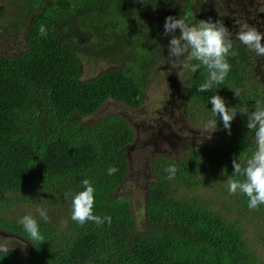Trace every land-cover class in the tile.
<instances>
[{"label":"trees","instance_id":"1","mask_svg":"<svg viewBox=\"0 0 264 264\" xmlns=\"http://www.w3.org/2000/svg\"><path fill=\"white\" fill-rule=\"evenodd\" d=\"M22 1L18 26L3 30L26 24L27 47L16 56L0 55V231L25 239L31 248L25 259L18 260L12 250L0 254V264H264L243 232L255 219L264 231V205L250 210L247 198L230 194L226 183L232 161H243L254 150L246 116L237 114L230 134L217 117L213 137L181 157L153 155L141 226L130 197L117 192L129 171L133 127L119 114L83 121L110 99L141 104L145 78L159 57L168 56V39L161 36L158 19L147 17L151 4L155 16H163L156 7L164 1ZM195 6L203 13L196 17L189 7L182 15L188 23L223 20L238 52L229 57L232 70L219 89L197 91L206 70H183V97L191 104L187 116L195 125L206 126L212 118L209 97L216 92L229 106L245 104L250 111L264 99L261 57L235 39L239 23L255 26L264 19H243L238 13L245 9L237 0L220 5L198 0ZM41 25L47 28L46 36L39 33ZM109 58L127 61L83 77L85 60L99 65ZM172 164L177 172L168 179L165 169ZM208 164L222 173L214 183L221 196L185 195L184 190L202 188ZM110 166L119 171L108 175ZM84 178L96 189L94 214L110 215L111 224L80 225L71 219V197L66 199L65 193L82 190ZM32 202L52 210L48 222L32 213L43 241L29 240L17 223L21 216L12 210ZM59 217L64 220L59 222Z\"/></svg>","mask_w":264,"mask_h":264},{"label":"rangeland","instance_id":"2","mask_svg":"<svg viewBox=\"0 0 264 264\" xmlns=\"http://www.w3.org/2000/svg\"><path fill=\"white\" fill-rule=\"evenodd\" d=\"M163 1L156 7L162 10L163 16H155L156 12L153 9V4H151L150 12L147 15L152 21L158 19L161 36L163 37H166L163 35V25L167 16L179 17L189 7L192 8V12L196 17L203 13V11L196 9L195 2L197 0ZM223 1L213 0L215 5H220ZM23 3L22 0H0V55L16 56L27 47L26 24L14 30H3L6 27L18 26L21 16L19 5H23ZM240 6L246 8L245 5ZM225 7L227 11V6L225 5ZM160 10H158V14L161 12ZM229 12L233 13V11ZM141 20L144 22V19ZM255 26L261 29L264 22H260L258 25L255 24ZM179 34L180 30L177 29L176 35ZM170 38V35L167 36L168 42ZM125 61H127L126 58H109L98 65V63L92 64L85 60L83 77H91V75H96L111 66H121ZM261 63L264 70V57H261ZM183 74V70L171 68V65L168 64L167 55L166 57H159L151 73L145 78L146 87L140 105L135 107L110 99L105 101L94 114L83 119L85 123H92L107 115L119 114L133 127L136 139L128 153L129 171L117 192L119 195L125 194L130 197L132 212L138 226H141L144 220L145 197L148 186L153 179L150 170L153 155L158 153L173 158L181 157L190 148L209 141L213 137V132H207L206 126L195 125V122L187 116L191 104L189 98L183 97L185 91L181 83ZM207 167L209 170L202 173L205 177L202 188L197 191L184 190L185 195L197 198H202L203 195L210 198L221 196L214 183L221 179L222 173L210 164ZM42 207L38 202H32L12 207V210L22 216L25 212L36 213ZM47 210L48 214L52 213L51 209L47 208ZM58 220L60 222L64 218L59 217ZM258 225L259 222L255 219L247 228H243V232L256 245L255 249H257L258 254H261L264 258V231L258 229ZM0 248L14 251L18 255V260L30 256V243L8 232L0 231Z\"/></svg>","mask_w":264,"mask_h":264},{"label":"clouds","instance_id":"3","mask_svg":"<svg viewBox=\"0 0 264 264\" xmlns=\"http://www.w3.org/2000/svg\"><path fill=\"white\" fill-rule=\"evenodd\" d=\"M163 28V35L171 37L167 44V59L172 69L187 70L193 74L202 68L206 70L207 78L197 88L199 92H208L214 87L219 89L218 86L225 83L232 70L229 57L236 56L238 52L233 47L232 32L223 20L213 21L209 18L190 24L182 15L179 17L170 15L165 18ZM177 29L180 30L179 35H176ZM39 33L46 36V26L41 25ZM235 39L254 56L264 57V32L256 26L248 22L239 23ZM209 103L212 105L209 109L212 118L206 124L209 133L217 129V117L229 134L231 122L238 113L247 117L246 127L249 129L248 133L253 134L254 150L243 161L239 157L232 161L233 173L227 178L226 183L230 194H243L247 198L248 208L256 210L264 205V99L257 100L252 111L245 104L229 106L218 92L209 97ZM118 171L119 169L114 166H110L107 170L108 175H114ZM165 171L168 173V179H174L177 168L172 164ZM81 188L82 190L75 193H65L66 199L71 197V219L80 225L89 221L98 226L104 223L111 224L110 215L94 214L96 189L92 182L84 178L81 181ZM38 216L44 222L50 219L47 208H39ZM17 223L27 233L29 240L33 242L44 240L40 223L32 214L19 217ZM8 250L0 248V254Z\"/></svg>","mask_w":264,"mask_h":264},{"label":"flooded vegetation","instance_id":"4","mask_svg":"<svg viewBox=\"0 0 264 264\" xmlns=\"http://www.w3.org/2000/svg\"><path fill=\"white\" fill-rule=\"evenodd\" d=\"M237 2L239 5L246 6L245 11L241 10L240 13L237 12L243 19L251 21L255 17L264 18V0H237Z\"/></svg>","mask_w":264,"mask_h":264}]
</instances>
